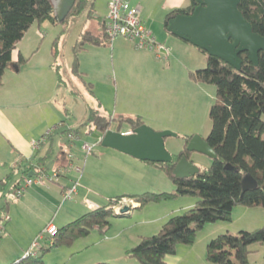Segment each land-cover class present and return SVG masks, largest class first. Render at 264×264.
<instances>
[{"label": "rangeland", "instance_id": "rangeland-1", "mask_svg": "<svg viewBox=\"0 0 264 264\" xmlns=\"http://www.w3.org/2000/svg\"><path fill=\"white\" fill-rule=\"evenodd\" d=\"M164 1L148 0V13L142 19L156 42L170 48L166 60L157 59L154 52L135 50L133 43L122 37L113 38L105 46L84 43L78 48L81 34L99 35L107 0H94L97 19L82 14L68 24L44 22L39 27L35 23L17 45L25 63L18 65V72L7 70L0 81V114L11 119L22 135L35 142L42 140V168L54 169L59 147L70 143L74 146L71 164L83 170L75 176L79 183L71 200L57 196L56 204L48 205L28 188L22 197L11 201L7 193L19 180L20 168L15 166L17 153L0 133V180L11 178L0 190V264L14 263L26 252L42 256L43 264H140L129 254L130 250L142 238L156 235L168 219L194 207L197 198L192 196H171L143 206L133 205L136 199L127 198L115 203L120 196L171 195L175 187L160 168L101 146L87 135L86 128L74 135L77 139H68L70 131H75L84 119L86 102L96 110L95 117L109 119L105 130L129 131L132 127L117 121L122 117L139 118L156 132H171L174 136L164 138V148L172 159L186 150L194 136L207 138L215 88L193 77L197 70L206 67L207 57L165 31V12L161 9ZM16 54L17 50L13 51L12 57L16 58ZM75 57L78 71L84 73L79 77L71 72ZM85 143L93 145L88 154L82 150ZM50 147L54 157L47 158L45 148ZM187 160L200 171L208 170L212 164L209 157L196 152H189ZM70 186L75 187L72 183ZM92 202L99 207L111 203L118 209L125 205L131 208L122 217H111L105 231L93 228L69 244L52 246L50 237L43 235L46 226L53 223L61 228L73 222L91 211L86 205ZM263 225L262 208L235 206L230 221L205 224L196 232L192 244H177L174 254L165 256L164 261L211 264L206 257L210 240ZM249 250L248 264H264V244L253 245Z\"/></svg>", "mask_w": 264, "mask_h": 264}, {"label": "trees", "instance_id": "trees-1", "mask_svg": "<svg viewBox=\"0 0 264 264\" xmlns=\"http://www.w3.org/2000/svg\"><path fill=\"white\" fill-rule=\"evenodd\" d=\"M197 6L195 0H189L186 7L169 11L163 20L165 31L167 32L170 19L177 15L188 16ZM94 10V0H75L68 16L61 23H72L82 14L97 19ZM238 10L251 25L253 32L264 37V0H240ZM44 22L57 23L49 0H0V81L13 63V51L25 33L33 24L40 26ZM99 26L100 32L97 36L91 32L81 34L78 48L84 43L105 46L110 41L104 31V22L101 21ZM53 54L56 58V49ZM206 57V67L197 70L193 77L215 88V101L209 111L211 128L205 140L217 158L212 161L208 170H199L196 175L183 179L174 177L172 171L180 158H188L187 150L182 151L170 163L145 162L166 173L175 187L174 192L171 195L120 196L114 200L118 203L123 198L136 199L135 203L143 206L171 196L197 198L193 208L171 217L156 235L142 238L130 250L129 254L140 264H167L164 258L174 254L177 244H192L196 232L207 223L230 221L235 206L259 207L264 210V53L258 54L256 66L249 61L247 53H241L238 56L241 62L238 71L216 57L207 54ZM23 63L25 59L18 54L14 66L17 68ZM72 73L75 76L79 75L76 57ZM88 86L90 88V84ZM95 111L91 108L88 110L85 120L72 135L79 134L81 128L90 127L87 135H91L94 132L99 133L100 127L106 129L109 126V119L105 116L95 117ZM117 119L119 123H127L132 129L143 125L139 118ZM42 160L37 164H33L31 160L28 166H18L19 180L29 173L44 169L41 167ZM226 165L233 170L226 169ZM14 169L11 177L14 176ZM247 174L256 181L257 188L242 194L241 181ZM8 177L0 180V190H3L11 180ZM19 180L14 181L7 195L15 192ZM112 206L114 205L110 203L92 209L73 222L61 228L56 227L57 233L49 236L51 245L69 244L77 237L88 235L93 228L105 231L110 225L109 219L118 216L112 211ZM262 244L264 225L253 231L241 230L236 235L228 233L218 235L207 244L206 257L211 264H234V261L238 264H248L249 248ZM11 264L43 262L42 256L30 255Z\"/></svg>", "mask_w": 264, "mask_h": 264}, {"label": "water", "instance_id": "water-1", "mask_svg": "<svg viewBox=\"0 0 264 264\" xmlns=\"http://www.w3.org/2000/svg\"><path fill=\"white\" fill-rule=\"evenodd\" d=\"M53 17L61 23L69 14L75 0H49ZM198 6L186 15H177L168 22L167 32L185 41L208 56L216 57L229 64L235 70H240L241 62L238 56L247 53L249 61L256 66L258 54L264 53V37L253 32L251 25L245 20L238 5L240 0H195ZM10 66H13L11 63ZM17 71V68L15 69ZM93 137L101 146L114 149L142 162L170 163L171 155L164 148V138L174 136L171 132H156L141 125L131 134L123 135L116 131L100 127ZM188 152H196L214 161L217 156L206 140L194 136L187 145ZM226 169H231L228 165ZM199 169L186 158L174 166L172 175L176 178H188L196 175ZM33 173H29L31 177ZM257 188L256 181L245 175L241 181L242 194ZM131 207L125 205L118 214H125Z\"/></svg>", "mask_w": 264, "mask_h": 264}, {"label": "crops", "instance_id": "crops-1", "mask_svg": "<svg viewBox=\"0 0 264 264\" xmlns=\"http://www.w3.org/2000/svg\"><path fill=\"white\" fill-rule=\"evenodd\" d=\"M128 2L130 3L131 6H137L139 8L141 19H142V17L144 15H146L148 13V8H149V5H148L149 2H148V0H128ZM188 4H189V0H165L164 3H163V5H162V7H161V9H162V11L165 12V15H166L169 11L174 10V9L184 8ZM148 15H150V14H148ZM94 16H98L96 14V11L94 13ZM142 21H143V19H142ZM143 22L145 23V21H143ZM145 25H146V23H145ZM155 40H156V38H155ZM159 45L162 47V49L160 48L161 53L163 55L165 54V52L167 53V55H165L166 58H167L169 56V53H170V48L168 46L163 45V44H159ZM15 50H17V54H16V58L12 57V62H13L12 64H13V66H10L9 69H7V70H10V71L11 70L13 71L14 69H16V67L14 66V62L17 61L18 54H20L21 56H23L22 53H21V51H20V49H18L17 46H16ZM6 71H5V73H6ZM16 72H18V70ZM71 72H72V70H71ZM78 73L81 76L84 74L83 72L80 73L79 71H78ZM75 77H79V75H77ZM85 104H86V109H85V113H84V117H83L84 119L79 122V126L85 120V118L87 116L88 110L90 108L93 109L92 107L89 106V104L87 102ZM93 110H95V109H93ZM68 130H70V129H68ZM72 132L73 131L71 130L70 131V134H72ZM0 133L7 139V141L9 142V144H11L10 146L12 147V149L15 150V152L17 153V157L15 158V166L16 165H19L21 167L28 166V163L31 160H32V163L34 164V163L38 162V160L43 155L41 150H42V148H44V144L41 145L42 147L40 146L36 150L33 149L32 143L35 142V141H33L32 139H30L27 136L22 135L16 129L15 123H13V121L11 119H9L8 117L4 116L3 114H0ZM91 135L93 136L94 134H91ZM23 137H24V139H23ZM51 142H52V140H51ZM51 145H52V143H51ZM73 149H74V146L72 144H70V143L68 145H64L62 147L60 146L59 147V150H58V153L55 156V161L53 163L54 169H52L51 171H48L46 169H43V170L48 175H51L52 171H54V170L62 169V168H65V167H67L69 165H72L71 164V159H72V155H73ZM43 151H44V149H43ZM45 151L46 152L44 153V155H46L47 158H49V157L51 158V156L54 157L53 151H52V148L51 147L48 148V149L45 148ZM34 152L36 153V156H35V153ZM76 168H78L79 171L76 170ZM82 170H83L82 168L72 165V168L69 169L67 173H65V174H62L61 173L55 179H53L51 181L44 182L43 185L31 186L29 188L32 189V191H33L32 193H34V194L38 195L40 198H42L43 199V202L49 203L48 205H50V204L55 205L56 204V197L57 196H62V199H64L63 198V194H65V193L68 192V190L71 188V186L70 187H68V186H69V184L72 183V185L76 187L74 193L71 195V199H73L74 196L76 195V191H77L78 183H79V177L76 178V180H77L76 181L75 180V176L78 175V174L80 175V173H82ZM62 180L65 181V182H67V183H63ZM18 182L20 184L22 182V179H20ZM48 184L50 186H48ZM26 190H25V192H26ZM135 204L136 203H134L133 205H135ZM190 206H193V204H190ZM98 207H99V205L97 203H95V202H92V203L86 205V208L88 210H92V209H95V208H98ZM118 207H119L118 205L113 207L114 214L118 215V217L124 216L123 214H118V210H119ZM5 219L9 220V217L5 216ZM49 224H53V223H49ZM253 228H256V227H253ZM243 230H251V229L245 227V228H243Z\"/></svg>", "mask_w": 264, "mask_h": 264}, {"label": "built area", "instance_id": "built-area-1", "mask_svg": "<svg viewBox=\"0 0 264 264\" xmlns=\"http://www.w3.org/2000/svg\"><path fill=\"white\" fill-rule=\"evenodd\" d=\"M104 31L105 34L112 40L116 37H122L133 43L135 50H146L154 52L157 59H166L167 53L163 55L160 51L162 47L156 42L152 34L146 29L144 22L140 16V10L137 6H131L128 0H107V12L104 17ZM130 131L122 133L123 135L130 134ZM78 137L70 134L68 139L73 141ZM42 141V140H41ZM41 141L33 142V149H38ZM93 145L83 144L82 150L85 154L91 152ZM72 165H69L62 169L52 171L51 175H48L43 169L38 172H32L31 177L25 176L22 178V182L17 185L15 192L10 195L9 200H15L22 196L25 190L31 186L43 185L46 181H51L59 176L61 173L65 174ZM76 170L79 171L78 168ZM75 187L68 190L63 194V198L66 200L71 199V195L74 193ZM57 233V228L53 224H48L43 232V235L54 236ZM31 255L29 252L24 254V257Z\"/></svg>", "mask_w": 264, "mask_h": 264}, {"label": "flooded vegetation", "instance_id": "flooded-vegetation-1", "mask_svg": "<svg viewBox=\"0 0 264 264\" xmlns=\"http://www.w3.org/2000/svg\"><path fill=\"white\" fill-rule=\"evenodd\" d=\"M133 130H134V129L131 128L129 131L132 133ZM126 132H127V131H126ZM119 133L122 134V133H125V132H119ZM131 133H130V134H131Z\"/></svg>", "mask_w": 264, "mask_h": 264}]
</instances>
